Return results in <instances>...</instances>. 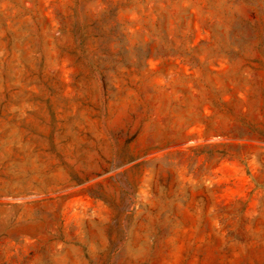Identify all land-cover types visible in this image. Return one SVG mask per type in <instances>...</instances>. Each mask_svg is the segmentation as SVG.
Listing matches in <instances>:
<instances>
[{
  "label": "rangeland",
  "instance_id": "374dc122",
  "mask_svg": "<svg viewBox=\"0 0 264 264\" xmlns=\"http://www.w3.org/2000/svg\"><path fill=\"white\" fill-rule=\"evenodd\" d=\"M0 264H264V0H0Z\"/></svg>",
  "mask_w": 264,
  "mask_h": 264
}]
</instances>
